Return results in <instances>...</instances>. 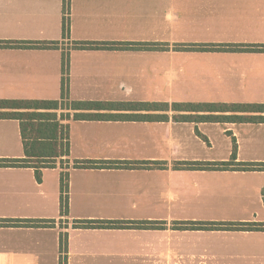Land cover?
Here are the masks:
<instances>
[{"label":"crops","instance_id":"0c3cea01","mask_svg":"<svg viewBox=\"0 0 264 264\" xmlns=\"http://www.w3.org/2000/svg\"><path fill=\"white\" fill-rule=\"evenodd\" d=\"M25 42L58 45H15ZM89 43L99 46L80 48ZM251 46H264V0H69L66 9L63 0H0V101L59 100L67 79L72 102L264 104V51L227 50ZM88 113L121 119L68 122L70 165L99 166L68 170L67 216L60 214L58 164L43 169L40 182L32 168L0 167V264H59L64 235L66 264H264V231L179 228L189 222L264 224V217L236 213L230 219L225 210L218 220L204 219L209 206L200 200L173 207L175 180L256 179L222 191L245 193V201L254 191L264 212V171L174 167L227 162L233 139L236 163H264V123L128 121L122 118L160 112ZM221 146L225 154L218 156ZM23 157L19 122L0 119V160Z\"/></svg>","mask_w":264,"mask_h":264},{"label":"trees","instance_id":"16d2710c","mask_svg":"<svg viewBox=\"0 0 264 264\" xmlns=\"http://www.w3.org/2000/svg\"><path fill=\"white\" fill-rule=\"evenodd\" d=\"M65 9L69 0H63ZM68 20L62 21V37L67 38ZM18 47L57 48V42L40 44L25 42L15 44ZM80 48L98 47L99 44H79ZM227 50L264 51V46L228 47ZM68 71V56L62 55V73ZM64 103V108L61 104ZM0 119H11L19 122L24 157L22 159H2L3 168H32L37 182L41 181L43 169H53L59 165L60 174V214H68V170L70 168L97 167L94 162H72L69 160V121L121 119V116L105 117L101 114H90L89 111H145L160 112L158 115H129L122 119L128 121H156L189 123H264V104H223V103H82L72 102L68 98L67 79L61 83L60 99L55 101H0ZM61 111L60 114L57 112ZM66 111L67 113H62ZM72 112V114L70 113ZM172 113V115H168ZM63 131V133H62ZM204 142L205 137L199 134ZM230 160L227 162H181L175 164L179 170L203 171H264V163H236V142L233 139ZM145 163H134L131 166H141ZM124 166H128L124 164ZM264 196V188L262 190ZM15 224L39 226L40 221H16ZM117 222H86L85 227L115 228ZM140 224V223H130ZM184 229L203 231H233V232H263L264 224L259 223H183ZM122 225L120 227H125ZM61 259L59 264H66L67 235L60 238ZM65 255V256H64Z\"/></svg>","mask_w":264,"mask_h":264},{"label":"rangeland","instance_id":"374dc122","mask_svg":"<svg viewBox=\"0 0 264 264\" xmlns=\"http://www.w3.org/2000/svg\"><path fill=\"white\" fill-rule=\"evenodd\" d=\"M64 106L65 104L62 103L61 107L64 108ZM57 113L60 114L61 111H58ZM62 113L66 114L67 112L63 111ZM70 113L72 114V112ZM218 152H219L218 156H223L225 154V147L224 149H222L221 146V149H219ZM248 152L249 150H243L244 155H246ZM255 181L256 179H252L251 181L242 180L239 182H231V181L228 182L220 179L217 180L206 179L205 181L201 179V181L196 182L192 178L175 180L173 181V193H175L176 203L173 205V207L175 208L177 206H180V204H183L185 206V203L183 202H186L188 204H196V202L200 200V201H205L209 206V208L204 209V211L207 212V214L202 216L204 217V219L218 220V212L224 213L225 210L226 212H230L229 215L230 219H237L238 215L236 213H240L246 216L247 218L254 217L255 214H257V217H264V212L259 209L260 207L258 206L255 200L254 191L249 193L250 198L246 201H245L246 199L245 193L243 195H235L232 194L231 192L224 193L222 191L223 187H228L232 185H234L235 187H238L240 185L249 186V185H254ZM202 187H204V190ZM218 203H221L220 208H218L217 206ZM242 208L244 209V211L241 213ZM176 217H182V216H176ZM183 217L190 219L192 217L198 218L199 216L186 215ZM210 245H212V243H210ZM214 264H236V263L226 262V263H214Z\"/></svg>","mask_w":264,"mask_h":264}]
</instances>
